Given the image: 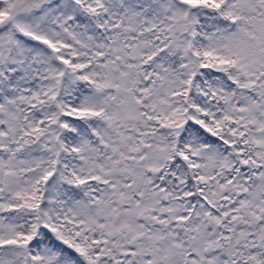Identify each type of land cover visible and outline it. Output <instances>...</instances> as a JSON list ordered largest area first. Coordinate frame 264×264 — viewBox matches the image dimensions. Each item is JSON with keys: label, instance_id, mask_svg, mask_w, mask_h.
<instances>
[{"label": "snow or ice", "instance_id": "1", "mask_svg": "<svg viewBox=\"0 0 264 264\" xmlns=\"http://www.w3.org/2000/svg\"><path fill=\"white\" fill-rule=\"evenodd\" d=\"M0 264H264V0H0Z\"/></svg>", "mask_w": 264, "mask_h": 264}]
</instances>
